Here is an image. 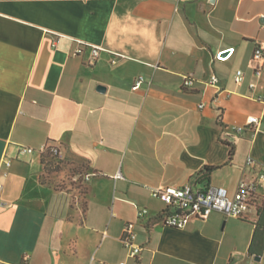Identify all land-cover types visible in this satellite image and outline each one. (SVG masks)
I'll list each match as a JSON object with an SVG mask.
<instances>
[{
	"label": "crops",
	"instance_id": "crops-1",
	"mask_svg": "<svg viewBox=\"0 0 264 264\" xmlns=\"http://www.w3.org/2000/svg\"><path fill=\"white\" fill-rule=\"evenodd\" d=\"M74 39L105 50L75 55ZM257 46L264 0H0V169L12 159L0 174V264H264V250L250 253L259 208L179 228L163 222L166 204L152 195L186 184L233 195L257 180L264 201V121L256 135L232 128L264 113ZM46 143L84 171H47ZM205 166H216L208 180ZM128 221L142 245L136 258L121 241Z\"/></svg>",
	"mask_w": 264,
	"mask_h": 264
},
{
	"label": "built area",
	"instance_id": "built-area-1",
	"mask_svg": "<svg viewBox=\"0 0 264 264\" xmlns=\"http://www.w3.org/2000/svg\"><path fill=\"white\" fill-rule=\"evenodd\" d=\"M60 38V37H59ZM59 38L54 41L53 45H57ZM76 47L74 54L79 55L83 53L86 47L91 48L93 58L100 56L101 52L105 50L104 47L91 44L81 39H74ZM229 54L223 56V53L229 51ZM234 51V48H228L220 51L217 54V59L225 60ZM264 59V48L257 46L254 51V60L261 61ZM256 76L259 77L262 74L261 67H258ZM144 76H140L135 84L134 89H138L143 81ZM184 85L189 87L193 83V77L191 74H185L183 76ZM235 80L240 83L244 80V73L242 70H238L235 75ZM219 77L213 74L208 83L212 86L219 84ZM255 83H251V87H254ZM204 103L200 106L204 107ZM222 114V112H221ZM220 114V116H222ZM264 121V113L261 116L252 115L249 116L244 124H236L232 126L234 130L239 133H243L247 130L253 131L256 135L260 131V126ZM42 154L50 153L57 159L62 157V150L55 144H43L39 148ZM32 147H22L21 153L34 152ZM249 165L254 164L253 157H249L247 160ZM4 168L0 169V174L6 175L9 167L12 165V159L5 158ZM91 174L86 175V179L89 180ZM264 178V174L260 175ZM3 183L0 182V191L3 189ZM258 181L257 180H242L239 183L237 191L231 195L229 190L223 186H209L208 188H195L192 184H186L184 186H158L152 189V195L154 197L161 198L166 204V210L163 216V222L167 225L174 227H185L192 217L206 219L214 211H219L226 216L245 218L248 216L252 208H259L262 201L261 196L258 194ZM263 202V201H262ZM149 213L148 208H140L139 216L143 217ZM121 241L128 250L129 257L136 258L142 251V245L137 240V233L135 231V223L128 221L123 230ZM118 264H138V262H128L122 260Z\"/></svg>",
	"mask_w": 264,
	"mask_h": 264
},
{
	"label": "trees",
	"instance_id": "trees-1",
	"mask_svg": "<svg viewBox=\"0 0 264 264\" xmlns=\"http://www.w3.org/2000/svg\"><path fill=\"white\" fill-rule=\"evenodd\" d=\"M57 159L55 156H52L50 153L44 154L43 162L45 164V169L51 171V168L48 167L52 162L47 160L48 158ZM216 169V166H205L202 170V177L205 180L209 179L210 173ZM264 202V201H263ZM259 220L256 225L254 232L252 244L250 246V253L252 254H261L264 250V203L258 209Z\"/></svg>",
	"mask_w": 264,
	"mask_h": 264
},
{
	"label": "rangeland",
	"instance_id": "rangeland-1",
	"mask_svg": "<svg viewBox=\"0 0 264 264\" xmlns=\"http://www.w3.org/2000/svg\"><path fill=\"white\" fill-rule=\"evenodd\" d=\"M48 161L50 160L52 162L51 165H49L48 167L51 168V172H57L58 176H60L61 179H65L64 177H69L74 175L75 173H78L80 171H84L85 166L84 164H70L71 162H68V160L65 159H52V158H48ZM79 181H72L73 184H77L76 186H78L79 188H81V191H84V185H81L80 183H78Z\"/></svg>",
	"mask_w": 264,
	"mask_h": 264
},
{
	"label": "water",
	"instance_id": "water-1",
	"mask_svg": "<svg viewBox=\"0 0 264 264\" xmlns=\"http://www.w3.org/2000/svg\"><path fill=\"white\" fill-rule=\"evenodd\" d=\"M212 1H214V0H212ZM99 89L101 90V89H105L103 86H99ZM257 257V259H260V256H256Z\"/></svg>",
	"mask_w": 264,
	"mask_h": 264
}]
</instances>
